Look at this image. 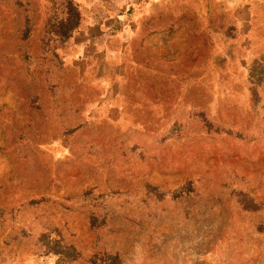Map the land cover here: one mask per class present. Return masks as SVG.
Returning a JSON list of instances; mask_svg holds the SVG:
<instances>
[{
    "label": "rangeland",
    "instance_id": "1",
    "mask_svg": "<svg viewBox=\"0 0 264 264\" xmlns=\"http://www.w3.org/2000/svg\"><path fill=\"white\" fill-rule=\"evenodd\" d=\"M0 264H264V0H0Z\"/></svg>",
    "mask_w": 264,
    "mask_h": 264
}]
</instances>
